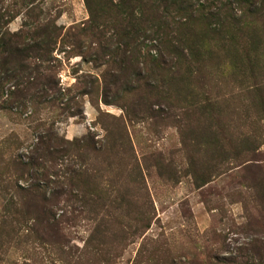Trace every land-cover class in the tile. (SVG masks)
Here are the masks:
<instances>
[{
	"label": "rangeland",
	"instance_id": "obj_1",
	"mask_svg": "<svg viewBox=\"0 0 264 264\" xmlns=\"http://www.w3.org/2000/svg\"><path fill=\"white\" fill-rule=\"evenodd\" d=\"M0 264H264V0H0Z\"/></svg>",
	"mask_w": 264,
	"mask_h": 264
}]
</instances>
